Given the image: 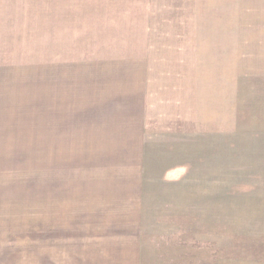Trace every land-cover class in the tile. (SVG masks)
Instances as JSON below:
<instances>
[{"label": "rangeland", "instance_id": "rangeland-1", "mask_svg": "<svg viewBox=\"0 0 264 264\" xmlns=\"http://www.w3.org/2000/svg\"><path fill=\"white\" fill-rule=\"evenodd\" d=\"M136 1L91 56L0 0V264H264V0Z\"/></svg>", "mask_w": 264, "mask_h": 264}, {"label": "crops", "instance_id": "crops-1", "mask_svg": "<svg viewBox=\"0 0 264 264\" xmlns=\"http://www.w3.org/2000/svg\"><path fill=\"white\" fill-rule=\"evenodd\" d=\"M136 2V0H129L128 6H135ZM57 4L55 9L46 13L48 18L45 19V23L47 22L45 31L49 33L44 34L43 39L51 41L45 43L48 46L92 48L89 51H80L92 56L102 53L98 48L133 46L139 39L136 38L137 33L146 29V20L139 11L141 8L134 7L128 10L115 0H59ZM137 42V45H140L139 40ZM58 62L62 60L59 58ZM82 62L84 61L74 58L65 61V63ZM89 62L102 63L94 59ZM96 64L92 65L89 70L71 69L77 73H90L89 75H75V77H131L128 74L129 71H121L126 73L121 75L110 74L116 71L112 72ZM55 73H60V70Z\"/></svg>", "mask_w": 264, "mask_h": 264}]
</instances>
